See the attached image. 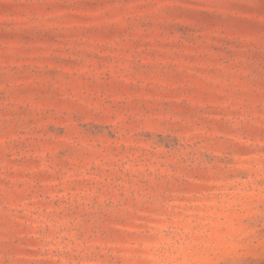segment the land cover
<instances>
[{"label":"rangeland","instance_id":"obj_1","mask_svg":"<svg viewBox=\"0 0 264 264\" xmlns=\"http://www.w3.org/2000/svg\"><path fill=\"white\" fill-rule=\"evenodd\" d=\"M0 264H264V0H0Z\"/></svg>","mask_w":264,"mask_h":264}]
</instances>
